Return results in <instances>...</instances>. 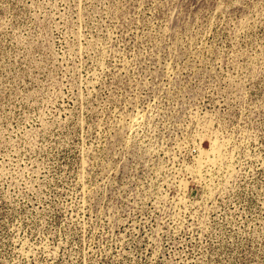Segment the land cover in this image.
Segmentation results:
<instances>
[{
    "label": "rangeland",
    "instance_id": "374dc122",
    "mask_svg": "<svg viewBox=\"0 0 264 264\" xmlns=\"http://www.w3.org/2000/svg\"><path fill=\"white\" fill-rule=\"evenodd\" d=\"M0 264H264V0H0Z\"/></svg>",
    "mask_w": 264,
    "mask_h": 264
}]
</instances>
